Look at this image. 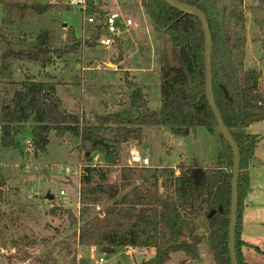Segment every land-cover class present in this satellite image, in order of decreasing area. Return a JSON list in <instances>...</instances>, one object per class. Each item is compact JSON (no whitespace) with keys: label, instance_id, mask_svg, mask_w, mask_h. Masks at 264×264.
<instances>
[{"label":"trees","instance_id":"1","mask_svg":"<svg viewBox=\"0 0 264 264\" xmlns=\"http://www.w3.org/2000/svg\"><path fill=\"white\" fill-rule=\"evenodd\" d=\"M176 1L199 9L210 33L211 94L239 153L235 225L237 264H250L242 252L246 245L241 239L242 215L250 182L248 167L261 136L242 129L264 120V87L260 85L258 71L244 68L245 16L249 14L257 27L264 52V6L246 8L244 0ZM16 4L20 9H31L36 14H44L51 8L49 4ZM139 5L160 31L162 42L169 51V59L159 68L158 109H150L144 88L127 79L125 82L131 89L128 101L135 117L107 112L95 115L92 123L63 106L57 93V82L53 79H28L10 99L0 102V144L2 148H20L14 133L24 123L32 126L30 147L34 154L46 151L52 131L58 138L69 134L79 140L83 164L78 176V212L75 214L70 208L61 206H52L49 210L59 219L66 216L69 225L77 224L72 239L77 247L154 248V255L139 264H166L170 255L176 252L191 261L199 260V245L207 241L214 264H231L227 242L233 152L219 131L224 166L180 162L149 173L148 167L120 163L124 146L129 141H142L143 126L166 125L173 133L182 136L197 126L217 128L205 92V35L200 19L167 5L163 0H139ZM95 12L104 15L88 0L86 14ZM103 34L102 28L97 27L89 39L83 40L68 26L65 45L60 48L51 49L46 35L38 36L37 45L30 49L6 46L0 57L1 70L9 72L13 62L38 63L45 68L51 64L52 56L62 59L75 55L83 46H97ZM121 44L120 39H116L114 46L120 49ZM93 153L101 156L100 163H92ZM4 186L0 173V195ZM99 207L102 209L97 210ZM202 207H205L206 218L208 215L210 218L220 216L218 224L208 219L207 234L195 232V219ZM11 243L17 252L26 255L25 249L32 240L14 239ZM65 243L64 240L54 243L34 259L52 264L53 248L65 249ZM255 250L260 251L258 247Z\"/></svg>","mask_w":264,"mask_h":264},{"label":"rangeland","instance_id":"2","mask_svg":"<svg viewBox=\"0 0 264 264\" xmlns=\"http://www.w3.org/2000/svg\"><path fill=\"white\" fill-rule=\"evenodd\" d=\"M65 0H0V57L6 46L30 49L37 45L36 38L46 35L51 49L65 45L66 28L72 27L77 37L87 40L92 27L85 22V15L69 8ZM49 4L44 14L31 9H20L18 4ZM246 8L264 6V0H244ZM110 12L130 17L139 25L120 36V49L112 45L103 48L82 47L78 53L56 59L42 68L38 63L13 62L10 71L1 70L0 60V102L8 100L24 80L57 82V93L63 106L69 111L95 122L94 116L107 112H120L135 117L136 113L128 101L131 89L126 80L138 83L147 95L148 107L157 109L160 105L159 68L169 59V51L163 44L160 31L142 11L139 0H110ZM246 50L244 68L261 74L260 85L264 87V52L260 47L261 36L249 14L245 16ZM78 66V68H77ZM140 70L141 77H133L128 68ZM143 70V71H142ZM67 109V110H68ZM31 124L24 123L14 133L20 148H2L0 144V173L5 186L0 195V264H47L35 260L56 242L66 241L65 249L54 247L52 264H139L146 248L126 249L114 246L104 251L99 246H78L73 239L77 224L69 225L66 216L59 219L50 214L51 207L70 208L78 212V176L83 164V152L78 149L79 140L65 134L58 138L50 133L51 142L44 153H33L26 140H30ZM246 133L261 136L252 162L258 164L252 169L253 180L258 192L264 193V120L242 129ZM140 143L129 141L121 153L120 163L127 164L132 152H138L149 159L150 172L158 167L176 166L178 163H192L197 166H224L223 153L218 137V128L197 126L187 135L173 133L166 125L142 127ZM31 144V143H30ZM101 162L98 153L92 154V163ZM65 190V197L59 190ZM50 193L53 200L47 198ZM204 208V209H203ZM102 209L101 207L97 210ZM197 212L199 216L195 230L209 231L204 215L205 207ZM264 211V210H263ZM59 211L57 210L56 213ZM200 220H204L200 221ZM254 250L255 264H264V225L256 234ZM31 238L25 249L26 255L12 247V240ZM69 251V253L67 252ZM144 250V251H143ZM167 264H186L188 258L177 253ZM199 256L203 264H214L207 241L199 245ZM101 259V260H99ZM191 261V260H190Z\"/></svg>","mask_w":264,"mask_h":264},{"label":"water","instance_id":"3","mask_svg":"<svg viewBox=\"0 0 264 264\" xmlns=\"http://www.w3.org/2000/svg\"><path fill=\"white\" fill-rule=\"evenodd\" d=\"M167 5L192 16H196L200 19L205 35V52H204V61H205V82H206V96L208 99V103L211 107L213 115L217 121L218 131L223 135L224 139L229 143L232 152H233V169H232V179H231V210L228 222V250L231 264H237L236 252H235V225L237 218V202H238V194H237V178L239 174V153L238 146L234 141L231 133L225 126L218 110L213 100L211 94V40L210 33L207 27L206 19L204 14L197 8H189L183 5L182 3L176 0H163ZM48 199L52 200L54 196L52 194L47 196ZM216 223L220 222V216L217 215ZM104 251H110V248L103 247ZM189 264H202V261L196 260L190 262Z\"/></svg>","mask_w":264,"mask_h":264},{"label":"crops","instance_id":"4","mask_svg":"<svg viewBox=\"0 0 264 264\" xmlns=\"http://www.w3.org/2000/svg\"><path fill=\"white\" fill-rule=\"evenodd\" d=\"M136 24V23H135ZM139 25L136 24V27L133 29H138ZM78 68V66H77ZM128 72L132 73V76L135 77H141L140 70L137 68H128L127 69ZM143 71V70H142ZM62 103L64 104L63 100ZM68 109V108H67ZM158 109V108H157ZM69 110V109H68ZM156 110V109H155ZM256 151V149H255ZM255 157V152L251 158L249 167H248V175H249V188H248V192L246 195V198L244 200V208H243V215H242V230H241V239L246 243L245 246L242 247V252L244 255V258L246 260V262L250 263V264H255L254 260L252 259V257L254 258V250L256 247V234L259 233L260 229L262 228V226L264 225V193L263 192H258V185H256V183L253 180V173H255L256 171L254 170L252 172V169H255V167L258 166V164H255L253 161ZM161 168V167H158ZM50 195V193H48L46 196ZM199 216V215H198ZM217 215L214 216H207V222L208 219L211 220V222H215L217 220ZM203 221L204 220H200ZM199 220L196 218L195 219V225L196 223H198ZM209 222H208V226H209ZM196 233L198 234H202V232H199L197 230H195ZM208 232H205L204 234H207ZM126 249L132 248V249H137V247H125ZM144 249V247H141ZM148 249L147 251H144L145 255H149L148 257H144L143 259H149L154 255V248H146ZM177 253H181V252H176V253H172L170 255V259L175 257L176 255H180ZM254 255V256H253ZM142 259V260H143ZM100 260V259H99ZM201 261V260H200ZM190 261L188 259V262L186 264H189ZM118 264V263H117ZM167 264V263H166ZM203 264V262H202Z\"/></svg>","mask_w":264,"mask_h":264},{"label":"built area","instance_id":"5","mask_svg":"<svg viewBox=\"0 0 264 264\" xmlns=\"http://www.w3.org/2000/svg\"><path fill=\"white\" fill-rule=\"evenodd\" d=\"M93 6L99 11L103 12V16H100L99 12H95L92 15L86 14L88 8V0H65L64 3L69 8L81 12L85 15V22L87 25L92 27L91 34L97 27H101L104 34L99 40V45L103 48H108L114 45L116 39H120L122 34L128 33L130 29L136 27L133 20L128 17L121 15L120 13L110 12L108 6L110 0H90ZM103 20V21H102ZM27 145H31L30 140L25 141ZM128 166L147 167L149 165V159L147 156H143L138 152H132L127 162ZM59 196L65 197V190H59ZM101 260V259H100Z\"/></svg>","mask_w":264,"mask_h":264}]
</instances>
